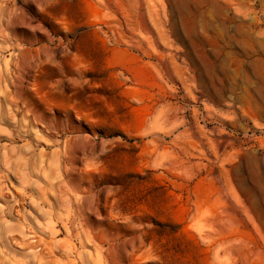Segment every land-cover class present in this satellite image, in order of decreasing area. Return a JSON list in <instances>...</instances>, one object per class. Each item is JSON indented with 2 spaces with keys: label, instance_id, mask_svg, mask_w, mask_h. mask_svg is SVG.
I'll return each mask as SVG.
<instances>
[{
  "label": "rangeland",
  "instance_id": "rangeland-1",
  "mask_svg": "<svg viewBox=\"0 0 264 264\" xmlns=\"http://www.w3.org/2000/svg\"><path fill=\"white\" fill-rule=\"evenodd\" d=\"M0 264H264V0H0Z\"/></svg>",
  "mask_w": 264,
  "mask_h": 264
}]
</instances>
